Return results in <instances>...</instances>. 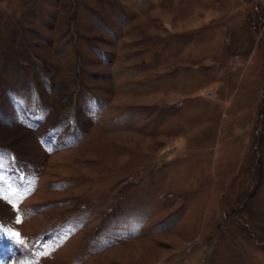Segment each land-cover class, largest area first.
Segmentation results:
<instances>
[{
  "label": "rangeland",
  "instance_id": "374dc122",
  "mask_svg": "<svg viewBox=\"0 0 264 264\" xmlns=\"http://www.w3.org/2000/svg\"><path fill=\"white\" fill-rule=\"evenodd\" d=\"M0 264H264V0H0Z\"/></svg>",
  "mask_w": 264,
  "mask_h": 264
},
{
  "label": "snow or ice",
  "instance_id": "6c2138e0",
  "mask_svg": "<svg viewBox=\"0 0 264 264\" xmlns=\"http://www.w3.org/2000/svg\"><path fill=\"white\" fill-rule=\"evenodd\" d=\"M28 194H30V193H28V192L24 193V195H28ZM13 207H15V205H13ZM17 222H19V219L17 220ZM14 235L18 236L19 234L15 233ZM44 254L47 255V253H44Z\"/></svg>",
  "mask_w": 264,
  "mask_h": 264
}]
</instances>
